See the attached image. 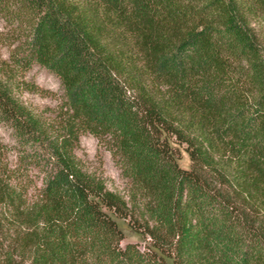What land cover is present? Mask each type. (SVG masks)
I'll list each match as a JSON object with an SVG mask.
<instances>
[{
	"label": "trees",
	"instance_id": "16d2710c",
	"mask_svg": "<svg viewBox=\"0 0 264 264\" xmlns=\"http://www.w3.org/2000/svg\"><path fill=\"white\" fill-rule=\"evenodd\" d=\"M0 20V123L42 168L31 193L0 140V264H264V0H0ZM32 63L62 86L49 121L18 97ZM85 132L128 199L81 164Z\"/></svg>",
	"mask_w": 264,
	"mask_h": 264
},
{
	"label": "rangeland",
	"instance_id": "374dc122",
	"mask_svg": "<svg viewBox=\"0 0 264 264\" xmlns=\"http://www.w3.org/2000/svg\"><path fill=\"white\" fill-rule=\"evenodd\" d=\"M10 26L0 20V32L6 33ZM14 43L16 40L13 41ZM11 42V43H13ZM2 57H7V47L0 49ZM24 79L35 85V90L20 89L18 97L32 109L36 114L50 120L55 117L61 106L63 90L59 78L46 68L37 63H32L24 72ZM0 140L4 144V156L11 166L18 165L25 169L28 176L31 177L32 184L30 192L34 193L40 186L41 169L38 164L26 156L24 152L28 147L22 144L14 136L13 131L0 123ZM27 150V149H26ZM75 153L85 169L102 178L106 187L128 199L129 180L124 177L119 167L117 156H114L109 149L106 141L98 139L94 135L85 132L80 134L78 143L75 147ZM177 155L179 156V166L186 168L189 166V160L183 145L178 146ZM35 187V189H34ZM124 238L120 244L131 242L142 249L144 241L134 232H132L124 221H119Z\"/></svg>",
	"mask_w": 264,
	"mask_h": 264
}]
</instances>
